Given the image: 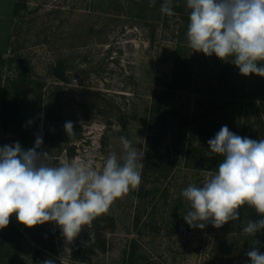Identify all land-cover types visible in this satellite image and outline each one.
I'll return each mask as SVG.
<instances>
[{
    "label": "rangeland",
    "instance_id": "rangeland-1",
    "mask_svg": "<svg viewBox=\"0 0 264 264\" xmlns=\"http://www.w3.org/2000/svg\"><path fill=\"white\" fill-rule=\"evenodd\" d=\"M162 2L0 0V147L33 148L48 127L38 151L49 153L52 166L77 158L99 170L110 152L124 155L121 136L144 153L138 188L71 243L54 222L27 229L13 213L0 229V264H60V257L63 264H123L131 242L135 264H251L246 253L255 240L264 253V230L242 231L260 218L254 209L245 205L239 220L201 230L183 219L189 206L181 196L222 162L207 143L222 126L264 139V77L242 75L232 57L193 51L186 0H173L172 16L161 13ZM20 76L27 89L16 98ZM10 101L17 122L5 124ZM153 113L166 132L155 130Z\"/></svg>",
    "mask_w": 264,
    "mask_h": 264
},
{
    "label": "clouds",
    "instance_id": "clouds-1",
    "mask_svg": "<svg viewBox=\"0 0 264 264\" xmlns=\"http://www.w3.org/2000/svg\"><path fill=\"white\" fill-rule=\"evenodd\" d=\"M172 5L173 0H163L161 13L174 15ZM186 7V36L193 51L224 61L232 57L242 75L264 77V0H186ZM73 128V122H65L69 137L75 135ZM120 142L124 155L110 152L99 170L91 160L77 158L50 165L49 153L38 151L40 135L28 150L18 142L0 147V229L15 213L28 228L54 222L71 243L83 226H90L115 199L141 183L144 153L124 136ZM207 143L210 152L223 159L201 186L190 184L182 190L189 206L183 219L190 228L203 230L209 223L221 228L239 220L247 205L260 218L249 219L242 231L255 236L264 230V139L239 136L224 125ZM257 245L255 240L246 256L251 264H264ZM42 264L55 262L46 259Z\"/></svg>",
    "mask_w": 264,
    "mask_h": 264
},
{
    "label": "trees",
    "instance_id": "trees-1",
    "mask_svg": "<svg viewBox=\"0 0 264 264\" xmlns=\"http://www.w3.org/2000/svg\"><path fill=\"white\" fill-rule=\"evenodd\" d=\"M24 80H25V77L20 76V85L18 87H16V89H14L16 98H19L18 91L23 92V91H25L27 89V85L24 84ZM3 103H2V106H3ZM3 108L8 113V116L5 119V124H7L8 122H10L12 120H15L17 122L16 119H12L13 118V115H15L16 114V111H17V109L15 108V106L13 104V101H10L8 103V106L4 103ZM155 119H156V117H155V115L153 113V115L150 117V121L152 122L153 126L155 127V130L161 129L162 131L166 132L165 126L162 127V125H160V124L157 125V123H154L155 122L154 121ZM21 121H20V126H22V128H23L24 125L21 124ZM48 129H49L48 127H47V129H45L47 135L49 134V131H47ZM26 133L27 132L25 131V129H22L21 134H22L23 137H27V134ZM157 133L158 132H155V131L153 132V134H157ZM47 135L46 134H43V136H42V140L43 141L47 139V137H48ZM27 229H29V228L27 227ZM33 236H34V239L38 242L39 245L44 246L43 244H45V243L43 241H41V239H39L38 237H35V235H33ZM49 236L50 237H53L52 234H49ZM129 247H131L130 253H128V257H126V259L123 262V264H135L134 259H135V252H136V244L133 243V242H131V244H130Z\"/></svg>",
    "mask_w": 264,
    "mask_h": 264
},
{
    "label": "water",
    "instance_id": "water-1",
    "mask_svg": "<svg viewBox=\"0 0 264 264\" xmlns=\"http://www.w3.org/2000/svg\"><path fill=\"white\" fill-rule=\"evenodd\" d=\"M71 154H72V152L70 151V152H69V155H71Z\"/></svg>",
    "mask_w": 264,
    "mask_h": 264
}]
</instances>
